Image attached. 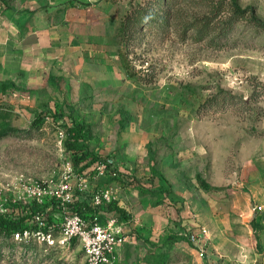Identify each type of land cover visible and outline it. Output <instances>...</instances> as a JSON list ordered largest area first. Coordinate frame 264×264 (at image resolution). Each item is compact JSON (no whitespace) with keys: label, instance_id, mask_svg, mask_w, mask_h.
I'll return each mask as SVG.
<instances>
[{"label":"rangeland","instance_id":"obj_1","mask_svg":"<svg viewBox=\"0 0 264 264\" xmlns=\"http://www.w3.org/2000/svg\"><path fill=\"white\" fill-rule=\"evenodd\" d=\"M51 1L45 7H56L61 21L66 16L58 11L77 8L78 25L69 24L73 42L103 40L108 48L81 66H57L34 84L0 80V133L18 131L0 136V213L21 204L30 214L37 206L28 185L55 187L66 179L109 223L100 211H114L116 203L94 207L91 192L69 173L68 162L80 160L64 142L76 120L89 126L84 152L148 167L126 174L144 192L165 186L185 192L186 211L198 216L194 227L206 226L214 252L224 253L208 264H264V24L253 19L264 22V0H237L248 10L240 19L232 0H223L202 36L194 28L208 9L201 0H174L173 17L142 23L129 17L143 9L163 12V0L159 6L155 0ZM212 95L217 98L204 105ZM111 183L93 179L91 189L115 191ZM44 204L41 219L51 222L52 237L33 234L24 246L0 232V264H85L79 240H62L65 212ZM110 218L121 226L130 217L119 211ZM174 221L160 236L128 231L118 264H205Z\"/></svg>","mask_w":264,"mask_h":264},{"label":"crops","instance_id":"obj_2","mask_svg":"<svg viewBox=\"0 0 264 264\" xmlns=\"http://www.w3.org/2000/svg\"><path fill=\"white\" fill-rule=\"evenodd\" d=\"M48 1L0 0L1 81L16 82L20 80L28 84H34L37 79L42 80L57 66L74 67V63L77 61L81 66L80 63L87 61V56L93 55L94 51L101 53V56H103L102 53H105L108 48L103 40L97 43L94 41L84 42L81 46L77 45V41L73 42L75 37L73 38L72 31H69V24L71 27L74 24L78 25L77 8L68 7L64 8L63 12L58 11L59 15L65 13L66 16V21H61V19L56 18V7H45ZM50 4H53V1L50 0ZM69 13L71 16H68ZM109 33L110 29L108 28L106 29V35H109ZM104 37L105 33H103ZM97 76H100V72ZM101 76L104 78L108 75L102 72ZM128 160L124 159L121 164L118 162L124 175L118 178L105 179L112 180L111 186L115 189L118 197V200L114 203L124 211H128L130 218L123 221L121 225L125 233L134 230L136 232L134 234L146 236L150 233L154 236H160L170 231L175 223L174 220H178L176 223L179 226L184 225L183 232H197L200 228L194 227V224L197 225L194 220V216H197V214L186 211L188 201L185 199V192L181 193L179 190L176 194L165 192L167 186L156 188L157 192L153 190L144 192L143 188L133 183L126 174L128 169H137L142 170L143 173H148V171H144L148 167L144 165L141 167L140 162L136 159ZM163 190L164 192H162ZM82 200L84 199L82 198ZM104 205L107 206L108 204ZM119 211L123 213V211ZM119 211L118 209L110 211L106 207L100 213L106 215V222L112 223L115 220L109 219V217L113 212L119 214ZM96 217L99 218L97 213ZM209 237L204 256L198 255L205 261V264H208V260L224 257L222 250L215 249L214 252ZM119 247L117 264L120 261L122 252ZM221 247L219 246V248ZM193 249L198 254L195 247Z\"/></svg>","mask_w":264,"mask_h":264},{"label":"built area","instance_id":"obj_3","mask_svg":"<svg viewBox=\"0 0 264 264\" xmlns=\"http://www.w3.org/2000/svg\"><path fill=\"white\" fill-rule=\"evenodd\" d=\"M69 173L78 181V187L81 191L91 192V201L94 207L113 203L118 200L116 192L112 188H94L91 189L93 179L105 180L108 178H118L122 176V170L116 162V159L102 157L89 164L83 170H75V166L68 162ZM25 191L41 206L46 201L56 200L61 206L66 217L62 225L63 242H69L72 239L79 240L84 254L85 264H117L118 247L127 242L129 235L123 228L115 223L103 224L95 216L93 220L86 219L84 216L75 213L71 209V204L77 200H82L72 189L69 182L64 179L55 187L51 184L35 183L28 185ZM261 209L262 206H259ZM40 214H36L34 219L40 226L44 225V220ZM52 237L51 233L45 235L41 228H27L23 232L15 234V238L20 241L29 242L31 235ZM190 243H192L198 253L204 256L206 252L207 238L209 230L206 226H200L197 232H186Z\"/></svg>","mask_w":264,"mask_h":264},{"label":"trees","instance_id":"obj_4","mask_svg":"<svg viewBox=\"0 0 264 264\" xmlns=\"http://www.w3.org/2000/svg\"><path fill=\"white\" fill-rule=\"evenodd\" d=\"M155 1H156V4L159 6V3L161 2V0H155ZM163 1L165 4V9L163 10V12L160 11V8L153 10L152 12H146V9H143V10L137 11L133 16H130L129 19L134 20L138 23H142L143 21H147L149 19H159V17L163 21L168 20L170 17H173L175 15L177 11V8H176L177 2H174V0H163ZM201 1H203L204 3L205 2L207 3L206 5L208 6V9H207L208 13L206 12V14H204L201 17V20L195 24V27H194L195 29L199 27L197 28V33H199L200 36H202V34L206 35V33L211 32V27H213L212 26V23H213L212 16L214 15L215 17L218 13H220L224 5L222 4L221 6V3H223V0H220L219 2L215 0H201ZM232 5H233L232 8H233L234 17H236L237 19H240L247 15L248 10L240 6L237 0H232ZM253 19L256 21L257 24H264V22H262L261 20L257 18L253 17ZM232 97H234V95ZM216 98H217V95H212L210 98L206 100L204 105L208 104L211 100H214ZM37 121H39V119ZM88 130H89V126L87 124L78 122L76 120H72L66 130V138L64 141L66 149L75 153L76 157L77 155H80L79 157L80 160L81 159L87 160V162L82 164L80 168H77L79 169V171L83 170L89 164L93 163L94 161L102 157L97 154L89 153L87 150L86 152H84L85 151L84 144L85 142H87V132H89ZM17 132L18 131H11V132L7 131V132L0 133V136L1 137L8 136V135L15 134ZM90 155L92 156V159L88 160L90 159L89 157ZM80 160L76 162L73 160L75 167H78V164H79L78 162ZM51 202H52V206L54 209L62 208V206L56 200H52ZM109 204H112V203H109ZM36 206L37 208L34 210H31L30 214L24 211L25 207L22 206L21 204H14L12 212L0 213V232L4 235L5 240H8L10 238L14 242H19V240L15 238V234L18 232H23L27 228H32V226H34V223H35V228H41L43 232L45 233V235L52 232V224L51 222L47 221L46 218L44 220L43 226H40L39 223H37L34 219V216L36 214H40L42 216L46 214L44 207L47 205L44 204L43 206H41L40 204L36 202ZM71 209L75 213H78L84 216L85 218H86V213H88L91 217L89 220H93L96 216V211L93 210V208H91V206L85 200H77L74 204H71ZM117 209L124 211L119 206H117ZM26 211H28L27 207H26ZM20 243L24 246H27L29 244V242H25V241H22Z\"/></svg>","mask_w":264,"mask_h":264}]
</instances>
